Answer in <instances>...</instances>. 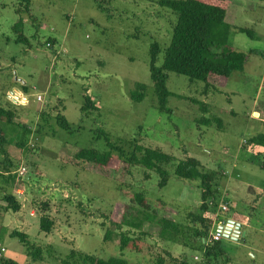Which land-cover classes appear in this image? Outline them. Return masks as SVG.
<instances>
[{
	"label": "rangeland",
	"instance_id": "obj_1",
	"mask_svg": "<svg viewBox=\"0 0 264 264\" xmlns=\"http://www.w3.org/2000/svg\"><path fill=\"white\" fill-rule=\"evenodd\" d=\"M230 1L225 21L250 29L253 37L230 29L227 44L264 54V0ZM17 4L0 0V103L16 111L12 122L0 121L8 141L6 153L0 151V256L20 264H61L73 249L101 258L122 256L127 264H157L158 257L161 264H207L201 251L161 239L153 223L143 225L148 236L140 251H120L119 230L105 239L114 204H121L128 220L138 216L134 193H143L150 213L184 222L189 211H198L200 188L199 180L175 176L172 165L166 184L158 187V175L142 167L103 175L90 162L76 160L81 148L106 149L94 132L101 129L126 151L136 139L176 160L187 155L206 170H216L214 212L219 203L227 204L226 217H236L245 231L238 239L221 237L225 264H264V168L259 166L264 153L246 144L264 130V59L249 55L242 71L232 72L218 91L205 93L202 81L167 72L171 113H163L150 79L149 46L159 44L160 65L176 16L158 0H31L29 13L17 10ZM18 20L28 44L14 41L12 26ZM48 38L54 39L52 46ZM212 52L217 56L219 50ZM136 83L145 86L140 101L130 97ZM13 87L27 95V102L11 105L5 95ZM85 95L97 109L81 111ZM194 101L209 104L205 115L220 117L222 128L196 123L202 113ZM57 113L71 131L57 125ZM20 140L24 146L18 145ZM5 155L12 161L6 170ZM8 171L10 181L2 175ZM3 190L15 192L19 210L4 209ZM42 202L49 204L46 214L54 222L49 233L40 230ZM12 229L26 233L42 258L33 261L9 235ZM122 231L137 232L128 225Z\"/></svg>",
	"mask_w": 264,
	"mask_h": 264
},
{
	"label": "trees",
	"instance_id": "obj_2",
	"mask_svg": "<svg viewBox=\"0 0 264 264\" xmlns=\"http://www.w3.org/2000/svg\"><path fill=\"white\" fill-rule=\"evenodd\" d=\"M19 11L29 13L31 0H16ZM230 0H158L160 6L170 9L176 16L172 26L171 37L168 45L163 48V56L160 65L156 62L161 52L157 42H152L149 46V74L154 88V97L159 112L171 113L167 107V99L171 95L166 87L167 72H175L186 76L190 81H202L204 83L203 93L210 88L218 91V87L226 84L227 78L234 71H242L247 57L251 54L260 55L264 59V54L256 50L242 51L227 44V35L230 29L245 33L253 37V32L245 27L229 25L225 21ZM16 33L14 41L16 43H27L28 40L22 31V21H16L12 26ZM46 43L49 46L54 44L53 38H48ZM212 49H218L216 54ZM22 89L27 91V87L22 85ZM144 84L136 83L134 91L130 92V97L134 101L143 98ZM199 104L202 113L196 119V123L205 126L214 125L221 129L223 122L220 117L206 116L208 105L205 102L194 101ZM12 105V104H11ZM97 109L88 95L84 96L81 111ZM16 111L7 105L0 103V121L10 123L15 117ZM56 123L62 129L71 131V127L63 115L57 113ZM263 124H264V103H263ZM24 131L29 132L27 126L20 124ZM98 138L102 137L106 144V149L99 151L94 148L79 149L74 158L76 160L87 161L93 165L101 174L108 175L110 171L128 172L131 167L138 166L158 175V187L166 184L169 177L167 167L172 165L173 174L181 179L199 180L200 204L197 212L189 211L184 218V222L176 221L172 217L164 214L158 215L154 211L150 213V205L146 201L142 192L133 195L134 203L139 207L137 217L128 220L121 204H114L107 219L110 227L107 228L105 239L109 238L113 230H119V249L120 251L131 248L140 251V244L145 236H148L147 228L143 226L146 222L156 224L159 228L158 236L163 240H169L183 247L202 252L203 261L207 264H225L224 250L220 240L207 241L212 228L211 216L217 205V171L206 170L201 167L200 162L190 156H184L176 160L172 154L166 153L160 148L144 146L136 139L129 142L131 151H126L122 145L111 142L106 132L101 129L94 131ZM8 141L0 127V151L6 153L3 146ZM246 144L261 147L264 151V130L246 140ZM19 146H24V141L18 142ZM260 153H264V152ZM259 154V153H258ZM2 165L6 170L12 166L11 159L5 155ZM264 168V159L259 163ZM1 174V172H0ZM10 176L9 171L5 175ZM258 197V196H257ZM1 201L4 202V209L17 211L21 204L12 192L3 190ZM49 204L41 203L40 230L49 233L53 227V220L46 214ZM208 213V215H206ZM232 219L239 221L236 217ZM123 225H128L137 230L135 235H130L122 231ZM11 237H16L22 245L26 247L27 253L31 255L33 261L41 259V249L34 247L27 239V234L12 229L9 232ZM203 239L205 241H203ZM164 253L172 258L168 251ZM161 257L157 258V264H161ZM61 264H127L122 256H110L101 258L93 254L71 250L69 254L60 259ZM184 262V261H183ZM182 262V263H183ZM185 263V262H184ZM0 264H20L14 259L3 258L0 256ZM186 264V263H185Z\"/></svg>",
	"mask_w": 264,
	"mask_h": 264
},
{
	"label": "built area",
	"instance_id": "obj_3",
	"mask_svg": "<svg viewBox=\"0 0 264 264\" xmlns=\"http://www.w3.org/2000/svg\"><path fill=\"white\" fill-rule=\"evenodd\" d=\"M5 96H6V99L11 104H14V105H20V103L27 102V100H28V97L24 92H21L17 88H14V87L10 88L6 92ZM36 98H37V100H39L40 96L37 95ZM23 170H24V167H21L18 170L19 174H17V175L21 176L23 174ZM227 211H228L227 204L219 203V210L214 212V215L211 216L212 228H211L208 236L206 237L207 241L220 240L221 239V237L223 236V233H224L223 229L227 225L228 219H231V218L226 217ZM203 241H205V240L203 239ZM195 258L198 259V257H196V256H195Z\"/></svg>",
	"mask_w": 264,
	"mask_h": 264
},
{
	"label": "water",
	"instance_id": "obj_4",
	"mask_svg": "<svg viewBox=\"0 0 264 264\" xmlns=\"http://www.w3.org/2000/svg\"><path fill=\"white\" fill-rule=\"evenodd\" d=\"M242 228V224L238 221H235L234 219H228L227 221V225L224 227L223 231V235L224 237H233V235L235 234L236 239H238L240 237V235H244V231L242 232L241 230Z\"/></svg>",
	"mask_w": 264,
	"mask_h": 264
},
{
	"label": "crops",
	"instance_id": "obj_5",
	"mask_svg": "<svg viewBox=\"0 0 264 264\" xmlns=\"http://www.w3.org/2000/svg\"><path fill=\"white\" fill-rule=\"evenodd\" d=\"M6 173H8V172H4V173H2V175H6ZM3 178H4L5 180H6V179H7V180L9 179L8 181L11 180V177H8V178H7L6 176H3ZM1 179H2V178H1ZM10 187H11V186H10ZM4 189H5V188H4ZM13 189H14V187H13ZM13 189H12V190H13ZM14 193H15V192H14ZM258 195H259V194H257V196H258ZM254 208H255V207H254ZM231 219H232V218H231ZM236 221H237V220H236ZM239 222H241V221H239ZM246 225H247V224H246ZM241 230H242V228H241ZM244 233H245V231H244ZM234 237H236L235 234L233 235L232 238H233V239H236V238H234ZM220 240H221V239H220Z\"/></svg>",
	"mask_w": 264,
	"mask_h": 264
}]
</instances>
